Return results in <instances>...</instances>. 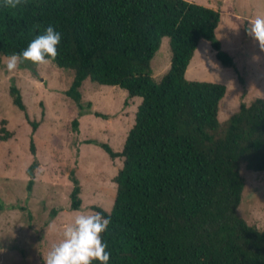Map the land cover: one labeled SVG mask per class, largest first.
<instances>
[{
  "label": "trees",
  "instance_id": "trees-1",
  "mask_svg": "<svg viewBox=\"0 0 264 264\" xmlns=\"http://www.w3.org/2000/svg\"><path fill=\"white\" fill-rule=\"evenodd\" d=\"M220 22L219 11L185 0H28L18 9L0 6V67L4 57L20 53L51 25L62 35L53 63L73 71L66 95L80 117L108 118L92 113L91 102L84 107L86 80L142 99L123 150L98 143L112 160L123 158L111 211L94 207L112 220L101 234L109 264H264V232L238 214L246 186L242 166L264 172V99L242 102L222 124L218 113L226 86L186 78L201 41L211 42L222 65L234 67L216 37ZM164 38L171 66L156 83L151 64ZM10 95L36 133L40 123L31 120L21 90L13 85ZM5 125L3 120V140L11 136ZM72 125L77 132L79 119ZM30 151L31 191L38 168L33 138ZM70 179L71 210L79 211L81 184L75 172Z\"/></svg>",
  "mask_w": 264,
  "mask_h": 264
},
{
  "label": "rangeland",
  "instance_id": "rangeland-1",
  "mask_svg": "<svg viewBox=\"0 0 264 264\" xmlns=\"http://www.w3.org/2000/svg\"><path fill=\"white\" fill-rule=\"evenodd\" d=\"M185 1L221 13L216 37L234 67L222 65L211 42L201 41L186 78L226 86L218 113L224 124L239 111L242 102L264 99V51L247 32L249 20L264 15V0ZM171 59L169 38H164L151 64V77L156 83L170 69ZM73 78V71L60 69L53 62L38 68L24 61L9 73L6 57L3 59L0 128L5 120L11 136L3 140L0 135V264H44V257L60 242L64 227L76 214L96 212L94 207L110 212L114 205V178L123 167V158L112 160L99 144H108L116 152L123 150L142 99H130L119 87L86 80L81 89L84 107L87 109L91 102L92 113L108 118L94 114L80 117L78 106L66 95ZM13 85L21 90L31 120L40 123L36 133L24 112L13 104ZM75 119L80 122L77 132L72 125ZM32 138L38 168L30 191L27 170L34 161ZM72 172L82 188L79 211L71 210ZM241 173L246 186L238 214L264 232V172H250L242 166Z\"/></svg>",
  "mask_w": 264,
  "mask_h": 264
},
{
  "label": "clouds",
  "instance_id": "clouds-1",
  "mask_svg": "<svg viewBox=\"0 0 264 264\" xmlns=\"http://www.w3.org/2000/svg\"><path fill=\"white\" fill-rule=\"evenodd\" d=\"M27 3L28 0H2L0 6L11 10ZM249 22L248 35L264 51V15H257ZM61 40V33L49 25L24 50L6 58L7 71L15 72L24 61H29L38 68L50 65L59 55L58 45ZM111 223L110 215L106 218L101 212L76 214L73 221L64 227L60 242L53 245L44 257V264H93V261L109 264L111 254L107 251L108 245L102 241L101 234L108 230Z\"/></svg>",
  "mask_w": 264,
  "mask_h": 264
}]
</instances>
